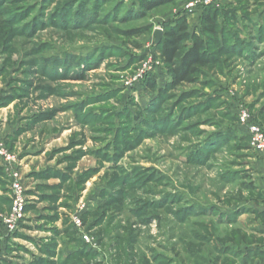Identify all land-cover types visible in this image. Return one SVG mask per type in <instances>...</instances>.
Returning <instances> with one entry per match:
<instances>
[{"label":"rangeland","instance_id":"1","mask_svg":"<svg viewBox=\"0 0 264 264\" xmlns=\"http://www.w3.org/2000/svg\"><path fill=\"white\" fill-rule=\"evenodd\" d=\"M210 5L232 14L222 50L168 91L156 31L186 17L202 35ZM138 11V0H0V142L27 195L6 231L0 163V264H264L246 250L264 247V156L238 120L245 109L264 129V0Z\"/></svg>","mask_w":264,"mask_h":264},{"label":"trees","instance_id":"2","mask_svg":"<svg viewBox=\"0 0 264 264\" xmlns=\"http://www.w3.org/2000/svg\"><path fill=\"white\" fill-rule=\"evenodd\" d=\"M176 1L138 0L140 11H138L137 16L143 17L149 11ZM230 15L232 16L227 11L222 14L219 8L214 5L206 7L201 14L200 29L202 35L189 33L186 17H178L171 23L164 25L163 37L158 43V49L160 59L166 66L170 78L168 91L176 90L184 84L193 83L199 69L208 67L214 62L212 46L215 44L218 51L222 50V43L219 41L220 17L222 16L224 21H230L228 19ZM157 81V74H151L147 77L146 85L150 89H158L159 93L163 95L165 89L158 88Z\"/></svg>","mask_w":264,"mask_h":264},{"label":"built area","instance_id":"3","mask_svg":"<svg viewBox=\"0 0 264 264\" xmlns=\"http://www.w3.org/2000/svg\"><path fill=\"white\" fill-rule=\"evenodd\" d=\"M211 3V0H208ZM207 5L206 1L198 2L197 4L191 3L189 6L190 11L198 6L202 7ZM238 120L245 130L247 131L248 137L251 139L250 146L254 151L264 156V129L259 122H257L251 114H249L245 109H240L238 112ZM16 158L13 154L6 150L4 144L0 142V163L7 171L11 179V200L12 208L9 213L1 217V224L3 228L8 231H14L20 219L24 215L25 207L27 205V195L26 189L20 174V171L16 167ZM83 205L82 208H84ZM73 223L75 227L79 229L80 237L86 243H91V238L81 230L83 224L81 221V215L77 214L73 218Z\"/></svg>","mask_w":264,"mask_h":264},{"label":"crops","instance_id":"4","mask_svg":"<svg viewBox=\"0 0 264 264\" xmlns=\"http://www.w3.org/2000/svg\"><path fill=\"white\" fill-rule=\"evenodd\" d=\"M257 209L260 211V213H264V207H258ZM261 231L264 232V228H263V230H261ZM255 248H256V249L258 248V249H260L262 252H264V247H262V248L254 247V248H251V249H250V248H246V250H247V249H249V250H254ZM242 250L244 251L245 249H242Z\"/></svg>","mask_w":264,"mask_h":264},{"label":"water","instance_id":"5","mask_svg":"<svg viewBox=\"0 0 264 264\" xmlns=\"http://www.w3.org/2000/svg\"><path fill=\"white\" fill-rule=\"evenodd\" d=\"M162 37H163V31L162 30H157L156 31L157 43L160 42V40L162 39Z\"/></svg>","mask_w":264,"mask_h":264}]
</instances>
